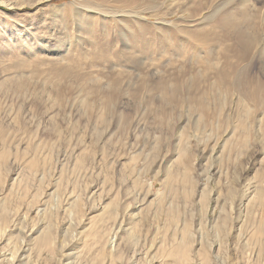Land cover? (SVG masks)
Instances as JSON below:
<instances>
[{"label":"rangeland","instance_id":"obj_1","mask_svg":"<svg viewBox=\"0 0 264 264\" xmlns=\"http://www.w3.org/2000/svg\"><path fill=\"white\" fill-rule=\"evenodd\" d=\"M260 191L264 0H0V253L125 264L176 218L264 264Z\"/></svg>","mask_w":264,"mask_h":264},{"label":"bare ground","instance_id":"obj_2","mask_svg":"<svg viewBox=\"0 0 264 264\" xmlns=\"http://www.w3.org/2000/svg\"><path fill=\"white\" fill-rule=\"evenodd\" d=\"M116 18L119 19L120 17L117 15ZM167 176L169 177L171 175L167 174ZM242 176H243V174H241V177ZM256 195L258 196V199L260 200V202H262L264 200V193L262 191L258 192ZM249 201L246 200L244 202H247V204H248ZM251 201H252V199H251ZM241 202H242V200H237V201L233 202L232 210L234 208L239 210ZM173 220H175V221H173L175 224H174L173 228L171 229V231L169 232L168 235H166L162 239H159V241L153 240L151 246H149V247H146V244H144L142 246V248L144 250L140 251V249L138 247H135V249L132 251V255L127 259L125 264H151V263L154 264L153 263L154 259L156 257L158 258V256H160V254L158 253L157 247H158V245H160V246L163 245V243H164V248H165V245L168 246V250H167V252H165V254H162L160 257L164 258L165 260H169L170 262L173 261L175 264H204L207 261V258L200 255L198 250L195 251V249L192 248L193 244H195V243L199 248L202 247L203 239L199 235L200 232H199V234L197 233L196 237H193L192 235H189L190 233L188 234V231H187L188 227H187V224L185 222H180L176 218ZM166 221L168 223H170L169 222L170 220H166ZM204 222L206 223V225H210L211 228H215L217 225L216 221L213 222L212 220H208L206 218H205ZM6 224H7V219L2 217V221H0V226L3 225V227H4ZM237 225H238V222L235 220V226H237ZM210 227H209V229H210ZM1 229H3V228H0V242L2 241V234H3L1 232ZM151 229H152V232H154L155 230H158V226L152 225ZM261 231H262V233H264V227L261 228ZM117 232H114V230H112L111 234L106 233V235H104L102 238L99 237L100 238L99 244L101 245V246L100 245L99 246L102 247L103 249H106V251H107L106 254L108 253L107 259H103L100 264H113L114 263L115 255L113 253L115 252V250H116L115 248L117 245V234H116ZM167 232H168V230H167ZM33 233H31L30 235H32ZM35 234H38V236L36 237L35 240L38 241L37 243H40V246L50 244V236L48 234H45L44 230H42V231L38 230L35 232ZM136 246H138V245H136ZM244 246L247 247L248 245L244 244ZM219 247H220V243L215 242V244L213 243L210 245L209 250L211 253H213V252H215V250L218 251ZM153 252H155V254L157 253L159 255L154 256ZM252 253H253L252 259L254 262H256L258 259H260L259 253H254V252H252ZM214 259L217 262V256ZM20 262H21V259H20L19 255L15 256L13 253H8V254L0 253V264H19ZM75 263H76V261L74 263H71V264H75ZM56 264H64V263L62 262L61 259H59V260H57Z\"/></svg>","mask_w":264,"mask_h":264}]
</instances>
